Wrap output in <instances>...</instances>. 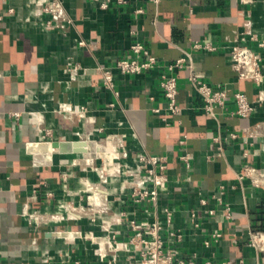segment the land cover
<instances>
[{"label": "crops", "instance_id": "0c3cea01", "mask_svg": "<svg viewBox=\"0 0 264 264\" xmlns=\"http://www.w3.org/2000/svg\"><path fill=\"white\" fill-rule=\"evenodd\" d=\"M42 1L0 0V264H100L102 253L108 264L115 257L108 245L113 233L120 246L113 264H135L139 246L130 244L134 231L120 213L163 219L165 207L174 211V226L184 232L185 253L264 264V252L248 244L250 231L264 221V105L244 118L231 100L210 118L189 79L193 71L224 85L229 94L242 90L257 99L255 83L238 79L230 48L245 33V43L264 56L250 39L257 34L264 40V0H132L108 9L93 0H62L75 22L55 30L44 27L48 16ZM139 8L144 12L138 14ZM81 40L87 44L80 45ZM135 41L162 64L186 57L192 65L178 71L181 113L172 115L166 108L163 66L141 74L113 68ZM206 41L218 49L194 47ZM75 65L76 70H67ZM99 65L113 69L118 94L104 87ZM81 106L87 109L83 117L77 114ZM158 107L161 112L154 110ZM230 132L238 137L226 140L224 155L216 156L214 137ZM88 139L97 141L95 159L53 149L51 165H36L25 146ZM186 152L192 154L191 169L181 159ZM139 154L168 157L158 206L134 204L132 185L118 171H134ZM245 164L260 169L258 185L238 179ZM86 183L96 188L100 206L89 207ZM221 186L232 207L229 220L212 198ZM201 197L209 199L206 207ZM211 207L217 213L205 215L204 230H193L190 210ZM214 230L223 237L207 248L204 241ZM61 231L77 235L55 234Z\"/></svg>", "mask_w": 264, "mask_h": 264}, {"label": "built area", "instance_id": "2783aa9c", "mask_svg": "<svg viewBox=\"0 0 264 264\" xmlns=\"http://www.w3.org/2000/svg\"><path fill=\"white\" fill-rule=\"evenodd\" d=\"M99 3L100 8L108 9L111 4L125 5L132 0H93ZM151 2H159L160 0H148ZM248 3L251 0H241ZM42 11L48 18L44 23L47 30L65 29L74 24V19L69 15L62 0H43ZM13 12V9H10ZM136 12L143 13L144 9L139 8ZM1 17V16H0ZM250 39L256 41L259 47L264 50V40H261L257 34H251ZM248 37L245 33L240 37V41L233 44L231 50L232 67L237 74L239 80H252L258 88L257 99L252 101L248 95L242 90H236L233 94H229L228 89L224 85H213L201 78H199L193 71L189 79L194 85L198 94L203 100V109L208 117L215 118L218 115V110H225L227 104L233 100L236 104V114L240 117L248 118L255 114L258 105H264V56L260 51L254 50L250 45L245 43ZM80 45L85 46L87 43L84 40L79 42ZM194 47L197 49H204L208 51H215L218 49L212 42H196ZM158 66H163L161 72V88L164 97L167 100V110L172 115H177L183 111L182 105L178 101L179 82L178 71L185 67L192 69L191 64H187V58L182 57L178 60L162 64L157 56L153 55L150 49L141 41H135L131 44L129 54L127 57L118 59L113 66L122 74H141L154 69ZM75 65L69 67L67 70H76ZM99 70L103 74V85L107 89L115 91V75L111 67L99 65ZM118 94V91H115ZM114 104H111L113 106ZM66 111H72L71 108L66 107ZM86 107L81 106L77 110L79 117L86 114ZM156 112H161V108H155ZM18 116V115H17ZM46 134L52 133L51 129H46ZM238 133L230 132L226 136L216 135L214 137V144L216 148V156L224 155V143L228 139H236ZM186 143V139L181 141ZM244 155H248L245 151ZM192 154L186 152L181 156L187 169H191ZM136 169L134 171L120 170V173L129 179L132 185L131 200L134 204H151L158 206L160 191L166 187L167 176L165 174L168 168V157L164 155L153 154H139ZM258 174L261 176L260 169L250 164H245L243 169L238 173L240 181L251 178V180L258 185ZM87 184V183H86ZM87 189L91 190L88 195L89 207H97L101 205L100 197L95 191L96 188L87 184ZM226 186H221L219 193L213 195V199L218 201L220 208L226 219H231L233 216L232 207L229 202L224 199ZM209 204V199L206 197L200 198L201 207H206ZM64 206V205H63ZM217 213V208L211 207L206 210L203 208L192 209L189 212V222L193 230H204L205 215L213 216ZM127 212L120 213V219L126 218L130 228L134 231V235L130 238V244L139 246L136 247L139 257L135 264H246L244 258L218 260L215 258L201 259L199 253L191 252L185 253L182 250V243L184 241V232L180 228L174 226V211L170 207L164 208V218L161 219L155 216L154 219L137 220L135 218H127ZM95 219V218H93ZM223 237V232L220 230L212 231L204 241L207 248H211L215 242L220 241ZM248 244L254 247L259 252H264V229L256 227L249 234ZM109 248L114 252L115 257L108 260V264H113L116 260L117 252L120 249L118 246L117 234L113 233L111 240L108 242ZM129 243H124V247L129 249ZM106 254L102 253L100 256V264H105ZM74 264H80L75 261Z\"/></svg>", "mask_w": 264, "mask_h": 264}, {"label": "water", "instance_id": "95a60500", "mask_svg": "<svg viewBox=\"0 0 264 264\" xmlns=\"http://www.w3.org/2000/svg\"><path fill=\"white\" fill-rule=\"evenodd\" d=\"M28 153L33 154V160L36 165H51L53 149L61 153H83L88 159H95L98 156V146L95 139L77 140V141H43L25 143ZM59 236H76L75 232H56Z\"/></svg>", "mask_w": 264, "mask_h": 264}, {"label": "trees", "instance_id": "16d2710c", "mask_svg": "<svg viewBox=\"0 0 264 264\" xmlns=\"http://www.w3.org/2000/svg\"><path fill=\"white\" fill-rule=\"evenodd\" d=\"M258 227L264 229V221H263L262 225H259Z\"/></svg>", "mask_w": 264, "mask_h": 264}]
</instances>
